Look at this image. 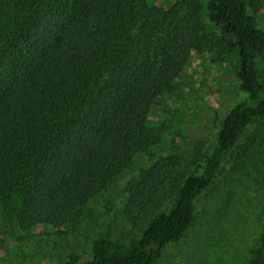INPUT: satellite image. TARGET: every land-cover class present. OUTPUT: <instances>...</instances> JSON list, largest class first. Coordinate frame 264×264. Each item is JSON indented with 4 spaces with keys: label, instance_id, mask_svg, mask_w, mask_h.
I'll use <instances>...</instances> for the list:
<instances>
[{
    "label": "trees",
    "instance_id": "16d2710c",
    "mask_svg": "<svg viewBox=\"0 0 264 264\" xmlns=\"http://www.w3.org/2000/svg\"><path fill=\"white\" fill-rule=\"evenodd\" d=\"M250 5L257 10L260 0H206L217 34L207 32L196 0L168 8L152 0H0V251L43 225L92 236L86 257L73 252L62 264H157L264 118V27ZM203 45L235 57L246 96L222 119L203 161L177 170L158 151L171 125L150 115L176 94ZM140 160L124 209L146 211V223L124 241L109 219L99 222L98 205L111 204ZM248 264H264V224Z\"/></svg>",
    "mask_w": 264,
    "mask_h": 264
},
{
    "label": "rangeland",
    "instance_id": "374dc122",
    "mask_svg": "<svg viewBox=\"0 0 264 264\" xmlns=\"http://www.w3.org/2000/svg\"><path fill=\"white\" fill-rule=\"evenodd\" d=\"M182 0H152L168 8ZM201 2L202 21L207 32L219 29L206 18V0ZM250 9L264 27V0ZM210 30V31H209ZM211 37L209 34L208 38ZM203 47V48H202ZM194 49L178 78V90L162 98L150 115L152 123L165 119L171 131L158 149L176 162V169H193L211 151L222 119L246 93L234 75L235 57L218 58L207 46ZM143 166L116 184L108 207L101 199L100 223L110 226L115 238L129 241L145 225V212L134 210L126 216L123 192L127 180ZM178 172V171H177ZM166 183V182H165ZM264 224V118L253 123L229 155L211 186L197 200L194 221L183 236L171 243L157 264H248ZM89 237V238H88ZM90 234H65L59 229L38 225L17 241L7 239L0 251V264H62L75 252L86 257Z\"/></svg>",
    "mask_w": 264,
    "mask_h": 264
}]
</instances>
